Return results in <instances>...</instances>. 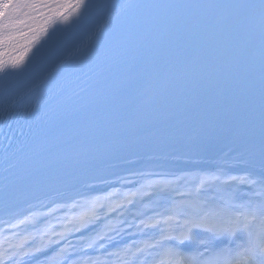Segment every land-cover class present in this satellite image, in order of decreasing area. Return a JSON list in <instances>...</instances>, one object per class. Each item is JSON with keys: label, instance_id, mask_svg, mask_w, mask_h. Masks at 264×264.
<instances>
[{"label": "snow or ice", "instance_id": "6c2138e0", "mask_svg": "<svg viewBox=\"0 0 264 264\" xmlns=\"http://www.w3.org/2000/svg\"><path fill=\"white\" fill-rule=\"evenodd\" d=\"M0 115L29 129L0 264H264V0H0ZM126 150L100 195L12 207Z\"/></svg>", "mask_w": 264, "mask_h": 264}, {"label": "bare ground", "instance_id": "6f19581e", "mask_svg": "<svg viewBox=\"0 0 264 264\" xmlns=\"http://www.w3.org/2000/svg\"><path fill=\"white\" fill-rule=\"evenodd\" d=\"M101 189L108 190V186L105 185V184H102V185H100V190ZM87 190H88L87 187H85V188L82 189V191H87ZM100 190L98 191L99 193H100ZM98 192L96 193V195H100V194H98ZM76 194L77 193H67V194L54 195V196L47 197V198L37 199L35 201H32L31 203L38 205V207L35 208V210L33 209L34 211H46L47 209L42 208V207H39L41 201H44L45 203H47V201L49 199H56L57 202H64V201H69V199L71 197H73V196H75L77 199H80L81 196L76 195ZM84 196H87V195H84Z\"/></svg>", "mask_w": 264, "mask_h": 264}]
</instances>
